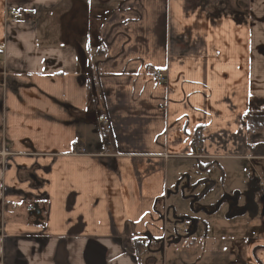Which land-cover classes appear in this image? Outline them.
Listing matches in <instances>:
<instances>
[{
    "label": "crops",
    "instance_id": "obj_1",
    "mask_svg": "<svg viewBox=\"0 0 264 264\" xmlns=\"http://www.w3.org/2000/svg\"><path fill=\"white\" fill-rule=\"evenodd\" d=\"M16 8L25 19L7 20ZM259 116L264 0H0V264H143L152 244L192 240L179 225L248 214L257 235L236 248L221 236V253L264 264V132L247 128ZM187 164L216 167L224 197L203 203L216 183L203 194L186 174L198 205L171 224Z\"/></svg>",
    "mask_w": 264,
    "mask_h": 264
},
{
    "label": "rangeland",
    "instance_id": "obj_2",
    "mask_svg": "<svg viewBox=\"0 0 264 264\" xmlns=\"http://www.w3.org/2000/svg\"><path fill=\"white\" fill-rule=\"evenodd\" d=\"M95 16H97L96 13L90 11L87 15V18L91 20ZM100 17L104 18L103 16ZM181 171H184V173H182L180 176L181 187L179 188L177 194L175 192V188H170L171 194L169 195V200L167 201L169 223H177L176 225H179V220L183 219L185 216H192L188 209L190 205L195 204L193 200H189V194L188 192L186 193L183 185L184 176L186 174L189 175L190 173H192V179H196L198 176L201 179H206L209 184L213 183L215 185L216 183L215 188H213V190L209 193L208 197H206L203 203H206L210 200L216 201L217 196H219V194L222 195L221 192L223 190L220 184V171L216 167L201 171L195 168L191 172L189 169V165L187 164L182 166ZM241 178L242 177H240L238 180L239 183L247 180H242L243 178ZM232 179L233 181H237L235 178ZM205 185L206 183H204V187ZM206 190L207 188H205L203 194H205ZM247 195L248 192L242 190L239 192V195L236 196L240 205L245 204V202L248 200ZM221 197L223 200L224 196L222 195ZM258 200L260 199L258 198ZM173 208H175L176 210L175 216H173L172 214ZM194 209L198 210V207L196 206ZM223 210L225 209L223 208ZM243 210L244 208L242 206H239L237 212L235 213H242ZM250 216L251 215L249 214L246 216H239L235 221H231L228 223L222 222L221 219L215 222L209 221L208 231L205 230L204 224L202 222H198V224H196L197 218H194L195 220L192 227L186 228L179 225L178 229L176 230V234L179 237H181L182 239H188L190 234L193 233L194 227L196 226L197 231L195 232V236L192 238V240H185L184 244L180 246H174V243L171 240L163 243L162 246H159L158 244H152V247H150V249H153V253H149V256L147 257H152L153 261L147 264H237V258L236 256H234V254L232 255V252H228L229 256L221 253L222 248L220 247L219 241L221 240V236L226 237V243L232 244L233 247L236 248V243L240 244L244 242V236L249 237V234L257 235L258 230H256V227L257 225L259 227L260 223L257 222L256 215H254L252 221H250ZM219 218H221V216ZM242 233L243 235L241 236ZM245 233H248V235H245ZM174 235V231H172L171 236ZM229 250H231V248H229L228 251ZM147 257H144L143 260H145Z\"/></svg>",
    "mask_w": 264,
    "mask_h": 264
},
{
    "label": "built area",
    "instance_id": "obj_3",
    "mask_svg": "<svg viewBox=\"0 0 264 264\" xmlns=\"http://www.w3.org/2000/svg\"><path fill=\"white\" fill-rule=\"evenodd\" d=\"M26 14H27V12L25 10L20 9V8H16V9H12V10L7 11L6 17H7V20H9V21L24 20ZM3 74H5V73H3ZM151 77H152L153 81L156 83H162L165 81L164 76L158 72H156L155 74H152ZM98 125L100 128H103L105 131L111 130L109 117L105 113L99 114ZM201 140H202V133L197 131L195 133V135L193 136L194 146L198 147ZM74 149H76L75 154H77V155H83L84 154V150L82 148H77V146L74 145ZM8 155H9V153L5 150L1 153L2 158H5ZM258 189H259V194L261 196H264V180L261 181ZM185 224L189 225V222H185Z\"/></svg>",
    "mask_w": 264,
    "mask_h": 264
},
{
    "label": "trees",
    "instance_id": "obj_4",
    "mask_svg": "<svg viewBox=\"0 0 264 264\" xmlns=\"http://www.w3.org/2000/svg\"><path fill=\"white\" fill-rule=\"evenodd\" d=\"M247 128H248V132L253 133V132H264V117H250L247 120ZM208 169L207 166H203L202 168H200V170H206ZM213 186V183L209 184L207 187V190H209L211 187ZM206 190V191H207ZM142 243L139 241H135V246L138 247V250L140 251L142 248ZM151 261H153L152 258H147L145 260V263H151Z\"/></svg>",
    "mask_w": 264,
    "mask_h": 264
},
{
    "label": "water",
    "instance_id": "obj_5",
    "mask_svg": "<svg viewBox=\"0 0 264 264\" xmlns=\"http://www.w3.org/2000/svg\"><path fill=\"white\" fill-rule=\"evenodd\" d=\"M31 179V187L35 188L38 185V180L34 175H31L30 177ZM28 216L34 219V223L38 224L39 221L41 220V210L38 208L37 205H32L31 207H29L28 209Z\"/></svg>",
    "mask_w": 264,
    "mask_h": 264
},
{
    "label": "flooded vegetation",
    "instance_id": "obj_6",
    "mask_svg": "<svg viewBox=\"0 0 264 264\" xmlns=\"http://www.w3.org/2000/svg\"><path fill=\"white\" fill-rule=\"evenodd\" d=\"M146 264V263H145Z\"/></svg>",
    "mask_w": 264,
    "mask_h": 264
}]
</instances>
